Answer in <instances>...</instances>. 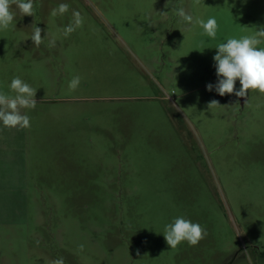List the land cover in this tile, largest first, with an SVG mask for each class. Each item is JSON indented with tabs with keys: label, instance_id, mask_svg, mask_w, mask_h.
Masks as SVG:
<instances>
[{
	"label": "rangeland",
	"instance_id": "obj_1",
	"mask_svg": "<svg viewBox=\"0 0 264 264\" xmlns=\"http://www.w3.org/2000/svg\"><path fill=\"white\" fill-rule=\"evenodd\" d=\"M61 3L68 12L52 16ZM34 9L23 16L12 4L0 30V92L16 95L14 77L37 89L35 109L21 110L29 128L0 121V143L13 141L29 178L13 232L0 228V264H264V94L206 87L218 82L215 47L264 28V0H34ZM73 11L83 25L64 36ZM209 18L214 39L198 23ZM212 100L220 106L208 109ZM179 216L206 230L196 246L167 245L165 226Z\"/></svg>",
	"mask_w": 264,
	"mask_h": 264
},
{
	"label": "clouds",
	"instance_id": "obj_2",
	"mask_svg": "<svg viewBox=\"0 0 264 264\" xmlns=\"http://www.w3.org/2000/svg\"><path fill=\"white\" fill-rule=\"evenodd\" d=\"M15 4L21 14L34 16V0H0V30H7L14 20V13L11 5ZM69 5L61 3L57 8L52 9L51 15H63L68 12ZM167 7V4L165 5ZM162 14H166L165 12ZM73 22L62 31L64 36H68L77 28L83 25V17L79 11H73ZM176 15L186 24L193 22V17L188 14L183 7L176 10ZM207 36L216 37L217 22L214 18H209L207 22L198 21ZM32 35L30 39L34 45L39 47L46 38L41 37L42 29L32 25ZM47 36V35H46ZM55 39L49 41V47L55 46ZM264 43V28L256 30L254 35L242 36L241 38H229L226 43H219L215 48L216 55L213 57L217 83H209L206 87L208 91H215L220 95L235 94L237 97H247L249 90H258L264 94V48L257 45ZM237 80L240 88L236 90ZM81 82V77L74 76L69 82V89L75 91ZM10 89L16 93L9 96L0 92V121L6 128H29L30 117L22 113V109H35L37 101L35 99L37 89L25 83L19 77H14L10 84ZM248 100L245 101V105ZM220 106L219 102L212 100L208 104V109ZM207 235L206 230L199 224L185 219L183 216L176 217L172 223L165 226L163 236L169 248H176L181 242L187 241L189 246H196ZM39 244V241H37ZM84 245H79V250L83 251ZM51 264H64L63 258L52 261Z\"/></svg>",
	"mask_w": 264,
	"mask_h": 264
},
{
	"label": "crops",
	"instance_id": "obj_3",
	"mask_svg": "<svg viewBox=\"0 0 264 264\" xmlns=\"http://www.w3.org/2000/svg\"><path fill=\"white\" fill-rule=\"evenodd\" d=\"M5 140L8 142L0 143V228L13 232L15 204L22 200L24 205L28 199L29 178L27 165H16L15 144L9 138Z\"/></svg>",
	"mask_w": 264,
	"mask_h": 264
},
{
	"label": "trees",
	"instance_id": "obj_4",
	"mask_svg": "<svg viewBox=\"0 0 264 264\" xmlns=\"http://www.w3.org/2000/svg\"><path fill=\"white\" fill-rule=\"evenodd\" d=\"M261 254L264 256V251H262Z\"/></svg>",
	"mask_w": 264,
	"mask_h": 264
}]
</instances>
